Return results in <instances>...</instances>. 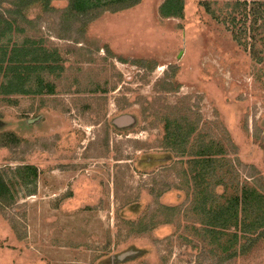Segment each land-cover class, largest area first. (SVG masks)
<instances>
[{
	"label": "rangeland",
	"instance_id": "374dc122",
	"mask_svg": "<svg viewBox=\"0 0 264 264\" xmlns=\"http://www.w3.org/2000/svg\"><path fill=\"white\" fill-rule=\"evenodd\" d=\"M90 1L0 0V45L48 59L26 93L0 76V264H264L262 230L206 226L244 189L264 196V46L233 39L224 0L180 18ZM257 204L238 203L239 227Z\"/></svg>",
	"mask_w": 264,
	"mask_h": 264
},
{
	"label": "trees",
	"instance_id": "16d2710c",
	"mask_svg": "<svg viewBox=\"0 0 264 264\" xmlns=\"http://www.w3.org/2000/svg\"><path fill=\"white\" fill-rule=\"evenodd\" d=\"M133 1L136 2V0ZM91 4H93V2L90 0H74V8L78 11H84V9L90 7ZM205 9H208V12L211 16H215L214 14L216 11L214 7H212V3L210 5H206ZM221 9L224 10V12ZM183 10L184 0H163L159 6V13L163 17L180 18L182 17ZM218 10L223 12L225 17L229 18L230 22L233 24V28L237 27L238 25V34H240V36L238 35L237 37L234 33L233 39H238L237 43L239 45L242 44V40L244 39L243 44H246L247 40L251 50L254 49L257 44L264 46V36L258 35L259 33H264V0H224L222 7L219 8L218 6ZM5 30L6 29H2L1 32L4 34ZM248 30H250L251 33H247ZM241 34L244 35V38L241 37ZM6 49L7 47L5 45H0V76L2 79H4V82L1 84V90L5 93H26L27 91L24 87V79L29 73H32L34 70L39 68V66L44 67L48 63V59L45 57V55L41 56L39 51L33 50L32 53V51L25 47V45L22 48L13 47L9 54L7 53ZM40 81L42 82L41 79ZM52 91L53 89L50 87L49 92ZM165 128L167 129V133L171 131L169 126H166ZM195 162L196 163H193L190 165V167L191 172H193L192 170L195 171L196 166H199L197 171L193 174V181L195 182L196 187H198V184L196 183V177L198 178V176L203 177L206 175L207 170L213 168L211 165L214 163V159L212 157H206L199 161L195 160ZM202 162L203 164H200ZM22 168L23 172L25 173L23 178H26L28 174H31L33 177H35L36 171L33 165H24ZM23 182L26 183L24 179ZM5 189L6 184L2 175L0 174L1 195L3 194L2 190ZM193 192L195 203H197L202 189L199 188ZM253 202H257L258 204L256 207L257 209H254V212H256V218L253 220L251 228L245 229V226L239 227L240 222L238 220V203H242V205L244 203L245 205V203ZM228 203L234 204H230V206L221 205L216 211L213 212V214H206L208 216L206 226H219V228H222L223 230L230 227H234L235 229L241 228L244 233L250 231L251 229H260L264 234V207H259L261 203H264L263 195L256 192V190L253 188L244 189L240 196L238 195V197H234V200ZM234 237H236V235Z\"/></svg>",
	"mask_w": 264,
	"mask_h": 264
}]
</instances>
